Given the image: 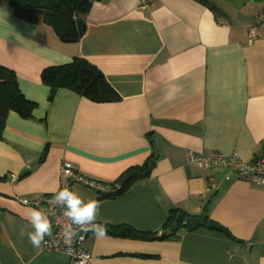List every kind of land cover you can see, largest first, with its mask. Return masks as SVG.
<instances>
[{"label": "crops", "instance_id": "obj_1", "mask_svg": "<svg viewBox=\"0 0 264 264\" xmlns=\"http://www.w3.org/2000/svg\"><path fill=\"white\" fill-rule=\"evenodd\" d=\"M90 1L84 35L65 42L0 0V64L36 103L31 118L10 109L0 139V264H71L32 246L27 217L35 207L22 202L60 189L62 160L113 187L152 154L151 176L122 196L72 185L99 202L106 228L154 234L144 241L89 231L83 246L95 264H264V188L228 166L189 159L190 151L237 152L246 162L264 155V1L157 0L145 11L139 0ZM259 19L252 40L248 27ZM75 57L96 65L121 99L97 103L60 88L51 101L43 70ZM173 209L203 223L163 238Z\"/></svg>", "mask_w": 264, "mask_h": 264}, {"label": "trees", "instance_id": "obj_2", "mask_svg": "<svg viewBox=\"0 0 264 264\" xmlns=\"http://www.w3.org/2000/svg\"><path fill=\"white\" fill-rule=\"evenodd\" d=\"M9 2L18 17L51 26L65 42L77 41L84 35L86 17L92 7L90 0H9ZM41 79L50 87L51 101L60 88H69L97 103L116 102L121 99L119 92L110 84L104 73L82 57H75L66 64L45 68ZM35 107L36 103L28 100L20 89L16 72L0 64V139L10 109H14L23 118H31ZM157 159V155L152 154L143 164L128 168L114 182L115 192L106 196H122L130 191L136 182L148 179L156 166ZM187 217L188 214L183 210H171L164 226L163 238H171L176 234L172 231L173 225L185 227L184 221ZM222 229L231 235L228 229ZM106 231L112 236L144 241L151 240L154 236L153 233L140 231L128 224L108 225Z\"/></svg>", "mask_w": 264, "mask_h": 264}, {"label": "built area", "instance_id": "obj_3", "mask_svg": "<svg viewBox=\"0 0 264 264\" xmlns=\"http://www.w3.org/2000/svg\"><path fill=\"white\" fill-rule=\"evenodd\" d=\"M157 0H139L138 7L145 11ZM248 34L252 40L256 39L259 34L257 25L248 27ZM189 159L200 166L210 168L216 166H228L232 168L241 180H244L256 187L264 188V155L253 162H246L239 157L237 152L232 154H223L218 151H213L209 154L189 152ZM61 179L60 189L67 186L70 189L74 183H80L87 187L98 190L103 195H110L115 192L111 185H106L97 182L84 174L80 173L76 164L69 160L61 162ZM54 193L45 194L36 199H23L22 202L26 205L35 207L48 215L52 223V235L46 236V243L41 247L42 250L64 253L70 258L71 264H95L92 254L88 252L83 244L86 241L87 232H79L77 239L69 247L63 239L62 225L67 224V219L63 216L64 208L55 204L53 199Z\"/></svg>", "mask_w": 264, "mask_h": 264}, {"label": "clouds", "instance_id": "obj_4", "mask_svg": "<svg viewBox=\"0 0 264 264\" xmlns=\"http://www.w3.org/2000/svg\"><path fill=\"white\" fill-rule=\"evenodd\" d=\"M55 204L65 210L63 216L68 223L62 225L63 239L67 246H71L78 237L79 232L91 231L96 237L106 236V226L97 222L100 204L94 199L83 200L76 192L65 186L54 191ZM32 231H28L27 237L34 248H41L45 243V237L52 235V223L47 215L37 208H32L27 217Z\"/></svg>", "mask_w": 264, "mask_h": 264}, {"label": "water", "instance_id": "obj_5", "mask_svg": "<svg viewBox=\"0 0 264 264\" xmlns=\"http://www.w3.org/2000/svg\"><path fill=\"white\" fill-rule=\"evenodd\" d=\"M33 165H34V163L30 164V166H33ZM28 171H29L28 169L24 170L22 172L21 176L24 175ZM202 223H203L202 218L198 217V216H188L186 218V220L184 221V225H185L186 229L189 231L197 229ZM206 225L208 228H211V229H220V226L217 223H215L214 221H208L206 223ZM177 230H178V226L173 225L172 231L177 232Z\"/></svg>", "mask_w": 264, "mask_h": 264}, {"label": "rangeland", "instance_id": "obj_6", "mask_svg": "<svg viewBox=\"0 0 264 264\" xmlns=\"http://www.w3.org/2000/svg\"><path fill=\"white\" fill-rule=\"evenodd\" d=\"M256 3H258V2H256ZM259 4V3H258ZM218 13L220 14V12L218 11ZM257 16V15H256ZM256 16H255V18H256ZM254 18V19H255ZM261 24V20L259 19V21L258 22H256L254 25H257L259 28H260V24ZM259 35V34H258ZM92 257H93V255H92ZM93 260H94V258H93Z\"/></svg>", "mask_w": 264, "mask_h": 264}]
</instances>
